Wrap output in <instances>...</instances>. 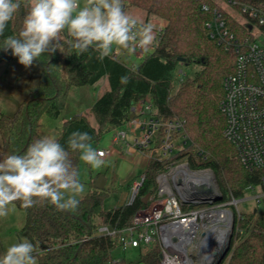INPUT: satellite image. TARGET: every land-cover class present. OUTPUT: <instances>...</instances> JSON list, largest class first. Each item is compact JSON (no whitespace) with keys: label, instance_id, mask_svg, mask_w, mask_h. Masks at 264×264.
Instances as JSON below:
<instances>
[{"label":"trees","instance_id":"1","mask_svg":"<svg viewBox=\"0 0 264 264\" xmlns=\"http://www.w3.org/2000/svg\"><path fill=\"white\" fill-rule=\"evenodd\" d=\"M126 1L128 7L145 12L148 19L154 16L165 23V30L155 39L154 52L135 67H128L115 55L100 61L98 53L92 50L77 56L67 45L63 53L57 50L54 55L44 54L37 62L42 69L37 89L13 115L0 116L3 142L0 159L24 152L30 143L42 137V118H59L72 89L95 85L107 76L110 89L90 110L95 123L78 115L58 128L56 138L65 147L68 137L77 130L88 132L92 143H98L105 134L121 129L130 120L134 103L150 96L160 116L184 125L188 144L176 159L187 161L192 170H211L225 198L230 195L243 198L249 186L259 183L260 174L244 168L236 148L224 136L227 122L221 108L223 82L234 72L236 56L218 46L206 29L210 16L203 6H215V1ZM22 19L21 13L9 22L5 37L18 34ZM12 59L17 58L0 51V63ZM183 64L198 66L200 71L194 77L182 79L175 91L176 71ZM70 156L79 168L78 154L70 153ZM167 166L168 162L152 157L145 183L134 203L110 211L101 210L108 193L95 187L79 199L75 212L58 210L50 204L24 209L16 202L26 214L21 234L34 244L39 264H133L115 262L113 253L120 247L119 240L99 236L97 230L102 225L131 226L135 214L158 197L157 177ZM148 195L150 200L145 205L142 200ZM236 227L242 233L232 238L234 249L228 264H264V212L245 214L241 219L236 216ZM139 249L142 264H161L157 243Z\"/></svg>","mask_w":264,"mask_h":264},{"label":"built area","instance_id":"2","mask_svg":"<svg viewBox=\"0 0 264 264\" xmlns=\"http://www.w3.org/2000/svg\"><path fill=\"white\" fill-rule=\"evenodd\" d=\"M220 1L233 12L217 2L215 6L205 4L203 11L210 16L205 25L210 38L236 56L235 70L223 82L224 136L236 148L239 162L248 171L259 173L260 181L249 186L243 198H225L211 170H192L187 161L176 159L188 144L183 123L160 116L150 96L134 103L131 118L123 127L130 130L135 141L128 143L129 130L118 129L113 147L122 144L128 154L151 150V158L168 162V166L157 177L158 197L135 214L131 226L102 225L97 235L117 238L123 250L157 243L161 264H205L232 226L233 237L242 233L235 228L236 216L241 219L243 215L240 204L264 206V0ZM124 4L127 10L128 2L124 0ZM153 29L157 38L165 25ZM113 55L118 59L120 52ZM136 55L141 59L148 56L139 50ZM99 151L105 158L111 153ZM145 180L144 173L132 183L128 205L139 196ZM202 189L214 193L206 194ZM233 249L231 242L221 264L229 263Z\"/></svg>","mask_w":264,"mask_h":264},{"label":"clouds","instance_id":"3","mask_svg":"<svg viewBox=\"0 0 264 264\" xmlns=\"http://www.w3.org/2000/svg\"><path fill=\"white\" fill-rule=\"evenodd\" d=\"M21 13L18 34L5 37L9 22ZM0 38V51L10 52L28 69L44 54L63 53L64 45L77 56L95 51L100 61L116 51L148 54L156 35L150 23L126 10L124 0H0ZM92 140L88 132L77 130L65 147L54 135H44L24 152L0 159V218L7 217L16 202L24 209L50 204L75 212L85 184L70 153L92 169L107 164ZM0 264H37L34 244L28 239L12 243L0 255Z\"/></svg>","mask_w":264,"mask_h":264},{"label":"rangeland","instance_id":"4","mask_svg":"<svg viewBox=\"0 0 264 264\" xmlns=\"http://www.w3.org/2000/svg\"><path fill=\"white\" fill-rule=\"evenodd\" d=\"M221 3L220 0H214ZM222 7L229 13L232 9L222 4ZM127 11L136 16L141 21H147L148 17L145 12L140 11L134 7H128ZM148 23L153 27L160 26V18L151 16ZM154 52L153 47L147 54L150 55ZM118 60L125 63L128 67L139 66L142 59L137 55L127 56L120 52ZM200 71V67L195 65H181L176 71V84L175 91L179 88L180 81L186 77H194ZM42 69L35 63L31 68L25 69L18 63L17 59L5 60L0 63V116L2 114L13 115L19 105L25 98L38 87L41 77ZM106 84V85H105ZM103 82L102 86H84L74 88L71 90L65 110L57 119L44 116L41 120L42 129L41 134L57 136L58 128L63 122L70 120L74 116L84 115L90 120L92 124L95 123L91 114V108L95 102L103 95L106 88L109 90V81ZM129 129L123 127L120 131L128 132ZM116 131L105 134L98 143H92L93 147L97 150L111 151L106 166L100 169H92L84 165L80 161L79 171L80 179L85 184V191L78 199L87 195L95 187V182L98 176H103L106 179L104 190L108 193L101 210L110 211L128 203L131 193L132 183L139 179L147 170L150 162L152 151L139 150L135 154H128L122 148V144L113 147V138ZM143 134L138 133V136ZM135 137L128 133L127 142L133 144ZM3 147L2 138L0 136V149ZM154 145L151 146L153 149ZM240 213L259 214L264 210V206L257 205L255 202H247L239 205ZM26 223V214L17 206L9 213L7 217L0 218V255L12 243L27 239L22 236V229ZM140 249L129 248L123 250L121 247L116 249L113 253L115 262L125 261L126 263L142 264L140 262ZM37 258V257H36ZM37 264L39 261L37 259Z\"/></svg>","mask_w":264,"mask_h":264},{"label":"water","instance_id":"5","mask_svg":"<svg viewBox=\"0 0 264 264\" xmlns=\"http://www.w3.org/2000/svg\"><path fill=\"white\" fill-rule=\"evenodd\" d=\"M179 62L184 63L185 59H179ZM106 182L107 181L105 177L99 176L95 182V188L98 190H103L105 188ZM202 190L207 192L206 194L214 193V191L210 189H202ZM149 200H150V196L148 195L142 200V202L143 204L147 205ZM232 238H233V226L232 229L228 232V234L225 235V237L219 243L216 250L205 262V264H221L230 251Z\"/></svg>","mask_w":264,"mask_h":264},{"label":"crops","instance_id":"6","mask_svg":"<svg viewBox=\"0 0 264 264\" xmlns=\"http://www.w3.org/2000/svg\"><path fill=\"white\" fill-rule=\"evenodd\" d=\"M160 22H162V24L160 25V26H163V25H165V23L163 22V20L162 19H160ZM146 23H148L147 21H146ZM156 27H158V26H156ZM156 27H153V28H156ZM154 49V48H153ZM108 80V77L107 76H105L104 78H102L98 83H96L94 86H102V84H103V82H104V84H105V81H107ZM109 81V80H108ZM106 85V84H105ZM110 89V88H109ZM106 91H108V89L106 88V90H104V93L106 92ZM103 93V94H104ZM79 116H82V114L81 115H79ZM66 122V121H65ZM64 123V122H63ZM62 123V124H63Z\"/></svg>","mask_w":264,"mask_h":264}]
</instances>
